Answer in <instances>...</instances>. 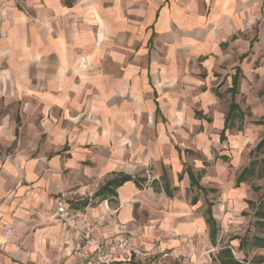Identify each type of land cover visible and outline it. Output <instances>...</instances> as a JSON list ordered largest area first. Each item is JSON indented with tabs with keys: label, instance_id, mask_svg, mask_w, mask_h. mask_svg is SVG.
<instances>
[{
	"label": "crops",
	"instance_id": "obj_1",
	"mask_svg": "<svg viewBox=\"0 0 264 264\" xmlns=\"http://www.w3.org/2000/svg\"><path fill=\"white\" fill-rule=\"evenodd\" d=\"M186 1L149 0L150 8H140L148 44L174 32L201 34L206 21L189 15ZM138 2L0 0V264L70 262L73 244L51 214L54 194L99 218V237L125 238L119 264L135 252L137 230L129 226H136L132 200L142 187L131 180L116 196L98 193L121 173L139 180L136 162L179 158L167 148L165 125H155L161 106L151 76L159 67L165 76L169 68L138 58ZM263 5L215 0L210 20L216 37L258 23ZM211 47L203 42L195 50ZM72 193L93 196L74 206ZM207 227L201 217L175 229L182 236L206 235Z\"/></svg>",
	"mask_w": 264,
	"mask_h": 264
},
{
	"label": "rangeland",
	"instance_id": "obj_2",
	"mask_svg": "<svg viewBox=\"0 0 264 264\" xmlns=\"http://www.w3.org/2000/svg\"><path fill=\"white\" fill-rule=\"evenodd\" d=\"M214 1H186L187 13L206 21L200 35L174 32L172 36H155L150 44V29L144 31L142 22L144 8H150L151 3L138 2V58L144 62L159 60L169 68L165 76L159 75L161 67L159 74L153 71L151 76L153 87L158 86L161 106L155 125H165L167 148L177 152L179 158L168 154L169 160L135 163L142 190L132 200L136 226L129 228L137 230L132 241L136 250L131 251L128 264H218L209 255L213 258L223 246H230L240 260L264 256V248H257L254 243V236L264 237V224L260 223L264 218L257 213L264 202V179L254 174L236 186L242 170L253 160L264 158V153L255 150L264 139V10L260 12L258 8L261 20L251 22L246 31L219 39L210 20ZM158 3L154 0L155 5ZM203 42L212 44L211 49L196 51L195 47ZM218 42L219 48L215 49ZM238 67L241 73L236 101L245 117L243 121L236 119L234 128L226 132L227 139L221 141L232 100V77ZM189 169L197 177L202 175L199 184L208 192L192 184ZM166 184L173 192L172 198L163 190ZM254 186L258 189L254 190ZM54 196H50L51 205ZM92 196L72 193L70 198L74 206H82ZM195 196L199 201L192 204ZM209 204L217 222L216 244L210 239L208 227L206 235L202 232L182 236L176 231L177 226L194 218L203 217L206 221ZM261 209L264 212V205ZM46 262L41 264L63 263L59 257L54 263Z\"/></svg>",
	"mask_w": 264,
	"mask_h": 264
},
{
	"label": "trees",
	"instance_id": "obj_3",
	"mask_svg": "<svg viewBox=\"0 0 264 264\" xmlns=\"http://www.w3.org/2000/svg\"><path fill=\"white\" fill-rule=\"evenodd\" d=\"M67 4L69 2L66 1ZM241 69L240 67L237 68V72L232 77V87L230 88L231 92V103L229 105V109L225 116V124L224 128L221 132V141H224L227 139L226 132L229 129L234 128L235 126V120L239 119L241 121L244 120L245 113L242 110L239 103L236 101V95L238 94V88H239V77H240ZM256 151L264 153V139L259 142L257 147L255 148ZM223 159H228L227 156H222ZM256 166L259 167V170H256ZM189 177L191 179L192 184H196L198 188H200L204 192H208V189L204 188L199 184V178L202 175H199L198 177L193 173L191 169L188 170ZM254 174H258V178L264 179V158L261 160H253L250 162L249 166L245 167L242 172L237 176L236 179V186L239 187L241 183H244L248 180L249 176H252ZM133 180L139 187H142V180H138L136 177H133L132 175L128 174H118L114 176L112 179H110L99 191L98 195L102 197H109V196H116L117 192L116 189L123 185L127 181ZM254 190L258 189L256 186H254ZM163 190L169 197H173V192L170 189V186L166 184L163 186ZM199 201L198 197H193L192 204H196ZM253 203L252 201H249V204ZM264 205V202H261L258 208V214L260 217L264 218V212L262 211L261 207ZM206 224L209 228V235L210 239L213 244H216V238H217V228H216V219L213 215L212 211V204H209L207 210H206ZM261 221V220H259ZM261 224H264V222H260ZM254 243L257 248H264V237L260 236H254ZM214 261H217L218 264H264V256H258L254 257L252 260H240L238 259L232 248L230 246H223L218 251L217 255H215L212 258Z\"/></svg>",
	"mask_w": 264,
	"mask_h": 264
},
{
	"label": "built area",
	"instance_id": "obj_4",
	"mask_svg": "<svg viewBox=\"0 0 264 264\" xmlns=\"http://www.w3.org/2000/svg\"><path fill=\"white\" fill-rule=\"evenodd\" d=\"M51 214L73 244L68 264H119L117 252L126 244L124 237L109 242L98 235L100 219L68 204L65 196L53 200Z\"/></svg>",
	"mask_w": 264,
	"mask_h": 264
}]
</instances>
